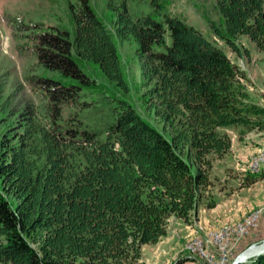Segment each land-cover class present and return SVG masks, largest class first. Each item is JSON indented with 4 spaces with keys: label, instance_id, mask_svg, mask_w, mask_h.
<instances>
[{
    "label": "trees",
    "instance_id": "trees-1",
    "mask_svg": "<svg viewBox=\"0 0 264 264\" xmlns=\"http://www.w3.org/2000/svg\"><path fill=\"white\" fill-rule=\"evenodd\" d=\"M107 8L117 11L116 35L138 45L161 128L77 64L96 66L128 92L114 40L88 0L69 4L73 37L6 19L30 31L16 35L28 38L18 51L29 49L52 75L26 79L42 97L41 117L23 109L0 139V264H146L142 246L166 236L170 218L192 223L209 157L230 150L226 130L264 132V107L215 41L175 15L132 18L124 3ZM216 10L214 38L242 56L245 36L264 53V0H216ZM242 264H264V253Z\"/></svg>",
    "mask_w": 264,
    "mask_h": 264
},
{
    "label": "rangeland",
    "instance_id": "rangeland-1",
    "mask_svg": "<svg viewBox=\"0 0 264 264\" xmlns=\"http://www.w3.org/2000/svg\"><path fill=\"white\" fill-rule=\"evenodd\" d=\"M77 1L0 0V139L8 126L17 122V117L23 109L33 111L38 117H41L42 97L39 92L28 85L26 79L30 75H52V72L44 71L29 49L18 51L20 45L28 43L26 36L30 31L19 32L12 28V24L7 22L6 19L13 21L12 19L15 17H20L24 24H36L39 30L47 27H63L73 37L74 26L70 19L69 4L76 5ZM88 1L114 40L123 77L128 86V92L120 91L112 84L106 82L96 66L87 63L82 64L80 61H77V64L95 80L104 82L110 89L117 92L131 104L143 119L161 128L148 108V93L152 88L153 82L147 84L143 76L141 62L137 55L138 45L133 39L121 40L116 35L114 20L116 19L117 11L107 8L109 3L113 6L124 3L129 16L132 18L152 14L157 20H163L165 13L175 15L208 39L215 41L245 76L246 81L244 83L252 99L264 107V53L259 52L245 36H241L237 40V45L241 51H244V49L248 50V55L243 54L242 56L236 55L214 38L209 29V21L216 24L220 21V16L216 10V0H158L160 8L152 6L150 4L151 0ZM19 33L26 36L18 38L16 35ZM226 133L231 141L230 150L221 158L209 157L211 159V168L208 170L209 184L204 191L205 199L200 206L206 208L205 202L215 201L217 203L227 200L231 201L232 206L235 207H233L234 209L239 204L240 207L244 206L247 209L254 202H258V199H261L264 195V132L254 130L244 134L241 138L238 135V129H227ZM253 178L257 180L254 183H250ZM200 206L194 214L192 223H184L185 225L193 227ZM254 207L246 211L243 218L240 217L238 220L211 228L205 235L197 234L188 237L186 243L183 244L181 252L183 255L180 258L184 259L183 262L185 263L190 260L204 264L197 256L195 257L186 251V244L191 239L199 238L203 240L207 235L220 232L225 225L242 224L250 215L258 213L259 218L256 226L251 228L249 234L240 240L233 252V257L230 259L231 263L240 251L253 244H258L264 239V209L260 210L259 206ZM168 228L169 235L172 232L180 234L178 230L182 229L183 226L176 224L175 220L170 218L167 230ZM153 251V248H144L143 262L154 264L151 260H145V258L150 259L154 254ZM152 258L154 257L152 256ZM178 259L179 257L175 260L171 259L167 264H176L175 262ZM159 262L161 263V261Z\"/></svg>",
    "mask_w": 264,
    "mask_h": 264
},
{
    "label": "crops",
    "instance_id": "crops-1",
    "mask_svg": "<svg viewBox=\"0 0 264 264\" xmlns=\"http://www.w3.org/2000/svg\"><path fill=\"white\" fill-rule=\"evenodd\" d=\"M257 183V182H256ZM255 183V184H256ZM254 206H259L260 210L264 209V195L261 199H258V202H254L253 205L251 204L247 209L246 207L239 206L234 209L235 207L232 206L231 201H222V202H215V207L212 209L204 208L200 206L198 210L197 219L194 222L193 227L185 225L181 220L176 218H171L175 220L176 224L182 225L183 228L178 230L180 234L177 232H172L169 235V228L167 230L166 236L160 239L156 244L153 245H143V250L145 247L153 248L154 254L150 257V259L145 258L146 261H152L154 264H167L169 260L176 259L182 257V248L183 244L186 243L188 237L192 235H205L207 231L211 228L219 227L223 223L226 224L228 222L238 220V218L242 217L246 213V211L255 208ZM234 207V208H233ZM234 209V210H233ZM236 212V213H235ZM223 227V226H222ZM221 228V227H220ZM219 229V228H218ZM185 234V235H183ZM180 254V256H178ZM161 261V263L159 262ZM148 263V262H147ZM180 264H199L195 261H188L182 262Z\"/></svg>",
    "mask_w": 264,
    "mask_h": 264
},
{
    "label": "built area",
    "instance_id": "built-area-1",
    "mask_svg": "<svg viewBox=\"0 0 264 264\" xmlns=\"http://www.w3.org/2000/svg\"><path fill=\"white\" fill-rule=\"evenodd\" d=\"M258 218L250 215L246 225H225L223 234L207 235L203 240L191 239L185 249L191 255H198L204 264H230L240 240L256 226Z\"/></svg>",
    "mask_w": 264,
    "mask_h": 264
},
{
    "label": "water",
    "instance_id": "water-1",
    "mask_svg": "<svg viewBox=\"0 0 264 264\" xmlns=\"http://www.w3.org/2000/svg\"><path fill=\"white\" fill-rule=\"evenodd\" d=\"M264 253V239L258 243L249 246L248 248L240 251L231 261L230 264H242Z\"/></svg>",
    "mask_w": 264,
    "mask_h": 264
},
{
    "label": "bare ground",
    "instance_id": "bare-ground-1",
    "mask_svg": "<svg viewBox=\"0 0 264 264\" xmlns=\"http://www.w3.org/2000/svg\"><path fill=\"white\" fill-rule=\"evenodd\" d=\"M251 217H259V214L256 213V214L252 215ZM248 221H249V218L247 220H245L244 223L239 224V225H246L248 223ZM223 233H224V229L220 230V232L218 231L217 233H213L212 235H215V234H223ZM193 256H195V257L197 256L198 257V255H193Z\"/></svg>",
    "mask_w": 264,
    "mask_h": 264
}]
</instances>
